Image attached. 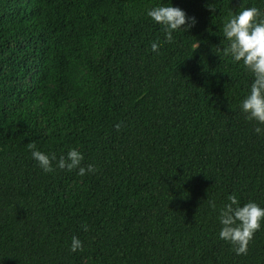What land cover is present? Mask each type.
<instances>
[{
    "label": "trees",
    "instance_id": "obj_1",
    "mask_svg": "<svg viewBox=\"0 0 264 264\" xmlns=\"http://www.w3.org/2000/svg\"><path fill=\"white\" fill-rule=\"evenodd\" d=\"M166 2L0 0V264H264V221L246 254L218 235L229 195L264 207V125L222 32L264 0H171L196 20L171 43L146 16ZM29 143L95 170L45 173Z\"/></svg>",
    "mask_w": 264,
    "mask_h": 264
},
{
    "label": "clouds",
    "instance_id": "obj_2",
    "mask_svg": "<svg viewBox=\"0 0 264 264\" xmlns=\"http://www.w3.org/2000/svg\"><path fill=\"white\" fill-rule=\"evenodd\" d=\"M146 16L161 25L164 43L174 40V32L186 31L196 23L194 17L187 16L184 10L173 6L171 0L147 8ZM222 32L228 41L227 47H223V54L229 56L234 63H242L252 78L247 94L240 102V109L246 119L264 125V11L252 6L230 14L223 22ZM161 46L160 42L153 41L150 49L159 54ZM254 132L260 134L261 127H255ZM28 148L32 159L45 173L55 169L69 172L76 169L77 175L83 176L86 172L95 170L92 164L81 166L84 157L76 147L69 148L66 154L59 157L55 153L48 154L36 149L34 143H29ZM227 199L229 202L218 209V222L221 226L219 238L231 243L237 255L246 254L248 242L264 221V207L255 201L240 205L232 195ZM82 230L86 231L87 226L83 225ZM81 248L82 241L75 235L72 236L69 250L76 252Z\"/></svg>",
    "mask_w": 264,
    "mask_h": 264
}]
</instances>
